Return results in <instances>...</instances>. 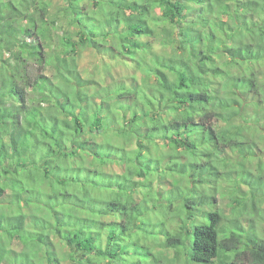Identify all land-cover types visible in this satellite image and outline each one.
I'll return each instance as SVG.
<instances>
[{"label": "trees", "instance_id": "1", "mask_svg": "<svg viewBox=\"0 0 264 264\" xmlns=\"http://www.w3.org/2000/svg\"><path fill=\"white\" fill-rule=\"evenodd\" d=\"M54 3L0 0V264H63L54 239L73 264H139L131 238L145 245L140 264H264V164L249 168L262 151L264 0H62L52 13ZM87 48L140 75L86 76ZM110 132L124 146L105 144ZM115 157L125 172L98 168ZM151 163L178 182H149ZM113 176L122 183L105 197L80 184ZM166 195L172 229L152 216Z\"/></svg>", "mask_w": 264, "mask_h": 264}, {"label": "rangeland", "instance_id": "2", "mask_svg": "<svg viewBox=\"0 0 264 264\" xmlns=\"http://www.w3.org/2000/svg\"><path fill=\"white\" fill-rule=\"evenodd\" d=\"M61 4H62V0H55L54 7L51 10L52 13L57 12V9L59 8V6ZM162 24H163V26L167 25L166 22L165 23L163 22ZM70 28L74 29V30L76 29L74 27H70ZM160 40L161 39L156 41V39H152L151 41H154L157 44H159ZM156 43H154V44H156ZM156 50L158 52H160V53L164 52L166 54H170V51H171L169 49L165 50L164 48H161L158 45L156 47ZM79 65H80V69L82 70V72L86 76H94L95 75L96 77H98L100 79L105 78L109 83H114V84H115V80H122V79H127V78H129L131 76H134V75H136V76L140 75L139 70H137V71L134 70L132 67H130L126 63L114 62V61H111V60H108V59L107 60H103L100 56H98L90 48L84 49L82 51L81 55L79 56ZM3 76L6 78L7 75H3ZM151 80L153 81V78H151ZM62 86L64 87V86H67V85L63 84ZM233 108H234V110H232ZM216 109L217 110H222V107L219 105V103H217ZM237 109H239V108L237 106H235V107H232V108H230L228 110L229 111H231V110L235 111ZM243 112H244L243 113L244 117L247 116V118H250L252 116H255V111L253 110V108H246L245 111H243ZM257 125H259V124H257ZM262 128H263L262 135L259 134V136H258V138L261 139L260 140L261 141L260 147H261L262 151L259 152V158L252 162V166H249V168H251L252 171L255 172V173H257V171H258L259 160H262V162L264 164V126ZM115 129H117V130L124 129L122 122L117 124ZM124 133H126V132H124ZM108 135H109V138H106V136H104V135L102 136V139L105 140V144H107V145H117V143L120 142L119 145H123L124 146V142L126 140L125 139L123 140L122 138H120V136L116 135V132H112V133L110 132V134H108ZM112 135L116 137L115 140L112 138ZM125 135H127V133ZM126 148H129L128 145L125 146V149ZM163 149L164 148H162V147L160 149V147L157 148V146H156V148L152 149L153 152H154L152 155H146V152H144L145 161L147 160V157H152L153 158V155H155V154L158 155V152L163 150ZM129 151H132V149H130ZM113 152H114L115 155H117L116 157H119L120 159L124 155V153H122L121 151H118V149L113 151ZM115 155H113V156H115ZM154 159L155 158H153V160ZM239 162H241V160ZM109 163L110 164L112 163L111 165L109 164V167H107V165H106V167H103V166L100 165V163H98L99 164L98 168L99 169H104V171H106L107 168H108L109 171H113L114 173H119L118 175H120L121 172H125L126 171L125 167L123 168L122 166L119 165L120 162L118 161V158L110 161ZM152 165H153L152 169H154V170L157 169L158 165H157V167H156L155 163H153ZM165 169H166V167L164 169L158 168L157 170H155V174L154 175L151 174V171H150V169L148 167L143 168V171L147 175V179H148L149 182H151L152 179H154L156 177L155 178L156 182L162 181L163 183H165L168 186H173L178 181H177V179H173L172 176H171V172L168 171V170H165ZM236 176H237L236 174H233V178L234 179L236 178ZM76 177H78V176H76ZM223 178H225V177H223ZM227 180H228V183H226L227 181L222 183L223 186H224L223 192L224 193L226 192V193L224 194V196H221V197L219 196V205H221L223 207L224 211L228 215H230L231 211H232L233 204H232V201H231V194H229V191L231 190V184L232 183L229 181V179H227ZM78 181L79 180H77V183H78ZM80 181H81L80 184H82V185L84 183L89 185V186L86 187L87 189L89 188V189H92V191H93L94 188H95V192L97 193L98 197H105L106 196L105 195L106 194L105 188H107V186L109 184L122 183V179H120L119 177H114V176L112 177V179L105 180V181H104V179L97 178V177H91V178L82 177L80 179ZM103 182L105 183L104 185H103ZM149 182L147 183V187L145 188L146 192L150 191ZM96 184H100V186H98V185L95 186ZM111 194H112V196L113 195L115 196L114 191H112ZM169 198H171V195L163 196L162 198H159L160 200L158 199V201H160V202L157 205V208H158L157 212L152 214V216L154 218H156L157 221H161V222L164 221L163 225L166 226L167 228L169 227V229H172L173 227L175 228V221L173 220V222H171L172 216L168 214V213L172 214L169 211V209H170V207H169V203H170ZM62 203L63 202H61L60 200L59 201L58 200H55V201L48 200L46 202L44 201V205L52 206L53 208L56 207V209L58 210L60 215L62 214V208L59 205H61ZM39 204L42 205L41 201H37V202L33 203L32 206L36 207ZM69 204H67V205L64 204L62 207L66 208L67 210H70L71 207H69L70 206ZM95 205L98 206V204H95ZM31 207L29 206L28 209H31ZM262 208L264 209V205H262ZM34 209L35 208H33V210ZM73 210H77V209L74 208ZM38 211H39L38 209H35L36 215L39 214ZM57 217L58 216H54L53 217V212L50 210L49 221L52 223V226L54 227V229H59V227H60L59 224H57V222H60L61 220L59 221V218H57ZM244 218H245V221L243 220L244 221L243 225H244L245 228H247L249 224L247 222L246 217H244ZM257 224H258V227H259V231L262 233V235H264V216L257 218ZM161 228L149 227L148 231H150V232L152 231V233H154V232L157 233V232L161 231ZM140 230L145 233L147 228H142ZM142 234L143 233H141V235H139L140 240H142L143 237H144ZM130 241L132 242V244L137 243V245H139L138 246L139 250L136 253L137 256L135 255L134 257H132V259L137 258L135 262H138L140 264V263L143 262V258L142 257H144V256H142V254L146 253V250L144 249L145 245H144V243H142V241H140L142 244H139L140 242L139 243L135 242L136 240L135 239L133 240L132 238L130 239ZM158 241H159V243H161L160 245H162L165 242V238L163 236H161V237H159ZM143 242H145V239L143 240ZM20 243L24 244L22 241ZM52 243H53V249L59 254V256H61L63 258V261H64L63 264H73V262L69 258V255L71 253L69 247L62 245L61 243H59L55 239H54V241ZM134 248L135 247L131 246V251H133ZM13 249L15 251H17V248L13 247ZM156 251L158 252L160 250H156ZM161 252H163V250H161Z\"/></svg>", "mask_w": 264, "mask_h": 264}]
</instances>
